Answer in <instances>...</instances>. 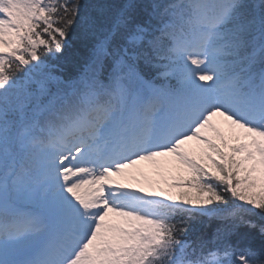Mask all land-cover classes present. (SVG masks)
<instances>
[{
  "label": "snow or ice",
  "instance_id": "snow-or-ice-1",
  "mask_svg": "<svg viewBox=\"0 0 264 264\" xmlns=\"http://www.w3.org/2000/svg\"><path fill=\"white\" fill-rule=\"evenodd\" d=\"M0 264H264V0H0Z\"/></svg>",
  "mask_w": 264,
  "mask_h": 264
},
{
  "label": "rangeland",
  "instance_id": "rangeland-1",
  "mask_svg": "<svg viewBox=\"0 0 264 264\" xmlns=\"http://www.w3.org/2000/svg\"><path fill=\"white\" fill-rule=\"evenodd\" d=\"M145 173L146 179L141 177L143 181V186L147 190H166L171 191L173 194H177V192L181 189L179 188H171L173 180L178 179V174L174 170H158L154 165L151 164H142L139 166Z\"/></svg>",
  "mask_w": 264,
  "mask_h": 264
}]
</instances>
